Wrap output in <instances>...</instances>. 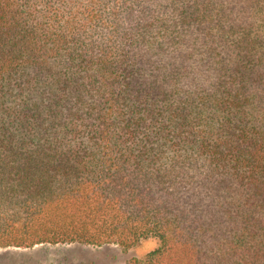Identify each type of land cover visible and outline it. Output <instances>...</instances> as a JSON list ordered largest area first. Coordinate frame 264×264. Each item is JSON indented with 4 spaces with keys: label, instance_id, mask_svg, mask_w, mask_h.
Listing matches in <instances>:
<instances>
[{
    "label": "trees",
    "instance_id": "16d2710c",
    "mask_svg": "<svg viewBox=\"0 0 264 264\" xmlns=\"http://www.w3.org/2000/svg\"><path fill=\"white\" fill-rule=\"evenodd\" d=\"M148 237L264 264V0H0V249Z\"/></svg>",
    "mask_w": 264,
    "mask_h": 264
},
{
    "label": "rangeland",
    "instance_id": "374dc122",
    "mask_svg": "<svg viewBox=\"0 0 264 264\" xmlns=\"http://www.w3.org/2000/svg\"><path fill=\"white\" fill-rule=\"evenodd\" d=\"M159 247L158 239H142L130 249L116 244L91 246L80 243L40 244L31 248L0 249V264H125L145 259Z\"/></svg>",
    "mask_w": 264,
    "mask_h": 264
}]
</instances>
